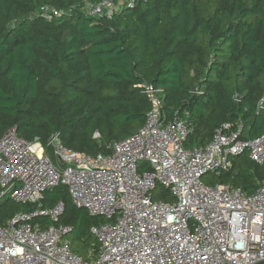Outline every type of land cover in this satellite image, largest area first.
I'll return each mask as SVG.
<instances>
[{
	"label": "trees",
	"instance_id": "obj_1",
	"mask_svg": "<svg viewBox=\"0 0 264 264\" xmlns=\"http://www.w3.org/2000/svg\"><path fill=\"white\" fill-rule=\"evenodd\" d=\"M84 1L0 0V138L14 128L50 148L59 134L76 151L109 153L108 144L145 123L144 82L161 88L168 120L189 112L187 148L207 144L225 124H242L244 139L264 134V0H123L111 18L88 15ZM42 8L64 13L49 19ZM203 178L252 194L264 165L245 152ZM153 197L174 199L162 185ZM60 201L58 224L71 227L72 250L95 257L90 229L106 219L77 207L65 185L45 191L40 205ZM38 206L1 200L0 224Z\"/></svg>",
	"mask_w": 264,
	"mask_h": 264
},
{
	"label": "built area",
	"instance_id": "obj_2",
	"mask_svg": "<svg viewBox=\"0 0 264 264\" xmlns=\"http://www.w3.org/2000/svg\"><path fill=\"white\" fill-rule=\"evenodd\" d=\"M123 0H85L82 10L111 18ZM47 18L63 11L42 8ZM72 10L70 9L69 12ZM151 108L134 134L96 155L66 146L54 134L46 148L16 130L0 138V201L39 203L0 224V264H257L264 260V181L246 193L204 176L247 152L264 165V134L244 139V126L218 129L210 142L187 148L188 111L168 120L161 88L142 83ZM94 138L100 139L95 132ZM65 185L73 203L105 222L91 227L99 248L86 259L72 250L71 227L58 224L62 201L42 208L44 192ZM158 185L173 200L156 199ZM47 218L50 222L40 219Z\"/></svg>",
	"mask_w": 264,
	"mask_h": 264
},
{
	"label": "water",
	"instance_id": "obj_3",
	"mask_svg": "<svg viewBox=\"0 0 264 264\" xmlns=\"http://www.w3.org/2000/svg\"><path fill=\"white\" fill-rule=\"evenodd\" d=\"M257 264H264V260H263V261H260V262H258Z\"/></svg>",
	"mask_w": 264,
	"mask_h": 264
},
{
	"label": "rangeland",
	"instance_id": "obj_4",
	"mask_svg": "<svg viewBox=\"0 0 264 264\" xmlns=\"http://www.w3.org/2000/svg\"><path fill=\"white\" fill-rule=\"evenodd\" d=\"M69 237H70V235H69Z\"/></svg>",
	"mask_w": 264,
	"mask_h": 264
}]
</instances>
